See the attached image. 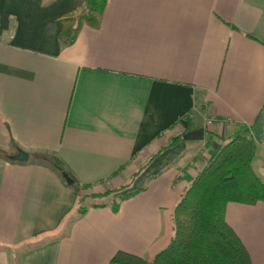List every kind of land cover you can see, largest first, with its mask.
<instances>
[{
	"label": "crops",
	"instance_id": "0c3cea01",
	"mask_svg": "<svg viewBox=\"0 0 264 264\" xmlns=\"http://www.w3.org/2000/svg\"><path fill=\"white\" fill-rule=\"evenodd\" d=\"M83 1L0 0V149L30 153L0 155V264L153 258L191 183L242 128L264 182V0H108L100 27L63 46L57 18ZM188 113L203 137L159 155L117 212L87 198L80 213L76 189L48 163L79 186H120L185 132ZM226 220L264 264V201L230 202Z\"/></svg>",
	"mask_w": 264,
	"mask_h": 264
},
{
	"label": "trees",
	"instance_id": "16d2710c",
	"mask_svg": "<svg viewBox=\"0 0 264 264\" xmlns=\"http://www.w3.org/2000/svg\"><path fill=\"white\" fill-rule=\"evenodd\" d=\"M107 3L108 0H84L82 8L60 15L57 18L62 23L58 34L60 43L63 46L74 44L85 24L99 28ZM185 119V132L172 137L153 153L124 184L108 188L79 186L73 182L71 186L78 193V211L85 213L87 208L83 201L93 198L99 201L93 206H110L117 212L124 200L142 190L127 191L136 177L193 128L192 114L188 113ZM248 131V128H242L235 136L228 137L191 183L174 210L175 233L164 250L153 258L120 250L109 264H253L245 243L226 220V208L230 202L255 204L264 201V182L252 165L256 156V141L245 135ZM16 148L20 149L18 146ZM0 155L9 157V153L3 149H0ZM48 163L66 179V172L53 158ZM120 171H116L112 177Z\"/></svg>",
	"mask_w": 264,
	"mask_h": 264
},
{
	"label": "water",
	"instance_id": "95a60500",
	"mask_svg": "<svg viewBox=\"0 0 264 264\" xmlns=\"http://www.w3.org/2000/svg\"><path fill=\"white\" fill-rule=\"evenodd\" d=\"M203 135H204V129H198V130H193V131H189L185 133L184 137L185 138H191V137L202 138ZM9 158L11 160H17V161H28L30 159V153L28 151L19 149L16 153L9 155ZM65 178L67 179L68 183L70 184L73 183V179L69 175L65 174Z\"/></svg>",
	"mask_w": 264,
	"mask_h": 264
},
{
	"label": "built area",
	"instance_id": "2783aa9c",
	"mask_svg": "<svg viewBox=\"0 0 264 264\" xmlns=\"http://www.w3.org/2000/svg\"><path fill=\"white\" fill-rule=\"evenodd\" d=\"M212 122H214L213 117H211V118L208 120V124H212Z\"/></svg>",
	"mask_w": 264,
	"mask_h": 264
},
{
	"label": "rangeland",
	"instance_id": "374dc122",
	"mask_svg": "<svg viewBox=\"0 0 264 264\" xmlns=\"http://www.w3.org/2000/svg\"><path fill=\"white\" fill-rule=\"evenodd\" d=\"M206 123H207V121H206ZM137 168H139V167H137ZM13 251H14V249H12V252H13ZM12 252H11V253H12Z\"/></svg>",
	"mask_w": 264,
	"mask_h": 264
}]
</instances>
